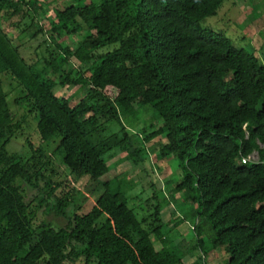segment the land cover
Returning <instances> with one entry per match:
<instances>
[{"label": "trees", "instance_id": "obj_1", "mask_svg": "<svg viewBox=\"0 0 264 264\" xmlns=\"http://www.w3.org/2000/svg\"><path fill=\"white\" fill-rule=\"evenodd\" d=\"M21 1L0 0V13ZM73 1L84 3L56 10L49 32L54 41L80 34L77 47L56 43L40 65L0 26V264H183V240L174 245L170 231L184 219L203 260L218 248L222 264H264V63L200 26L223 0ZM69 55L77 64L66 72ZM5 77L19 86L14 102L36 119L40 142L27 139L28 157L5 148L26 121L9 107ZM57 85L73 91L58 96ZM112 124L118 129L107 134ZM54 137L76 179L107 174L113 148L135 166L151 154L172 157L180 178L166 196L180 216L163 222L156 204L151 222L138 217L124 177L102 180L91 208L69 214L73 190L46 174L53 169L44 143ZM155 137L157 146L146 148ZM253 152L256 161H241ZM21 183L39 188L33 200ZM39 210L65 223L39 220Z\"/></svg>", "mask_w": 264, "mask_h": 264}, {"label": "rangeland", "instance_id": "obj_2", "mask_svg": "<svg viewBox=\"0 0 264 264\" xmlns=\"http://www.w3.org/2000/svg\"><path fill=\"white\" fill-rule=\"evenodd\" d=\"M20 1V0H19ZM40 7L34 8L29 5L28 0H22L20 8L17 11L5 9L0 13V26L7 33L8 37L20 48L22 55L31 61H39L48 57L54 49L55 44L61 47L69 48L73 52L77 47L80 34H65L61 32L54 36V40L50 38V21L54 19L55 11L61 10L70 5H81L84 1L73 0H38ZM38 24L41 28L42 35L35 36L33 33L37 31ZM201 27H210L222 35L228 37L237 48H245L248 51L255 50V54L261 63H264V1L263 0H223L216 13L204 18L200 22ZM116 47V44H111L103 47L100 52H105ZM75 57L69 55L68 62L64 66L65 71H69L71 67L76 66ZM48 76L56 79L57 75L52 72ZM3 79L9 80L7 100L10 109L15 113L17 118H22L25 115L22 130L15 135L5 146L7 151L15 152L20 156L28 157L30 154L27 145V139L34 145L38 146L39 138L35 131L36 119L26 114V109L23 103L16 104L15 99L19 97L20 89L15 81L9 77ZM73 89L68 90L67 87L60 85L55 86L54 92L56 95H67ZM144 118L141 120L143 121ZM156 124V121L154 122ZM153 124V125H154ZM148 131L156 128L146 127ZM118 128L115 124L110 125L107 134H111ZM101 135L106 136L105 133ZM134 136V135H133ZM160 137H155L152 141L144 142L146 148H154L157 146V141ZM134 139V137H131ZM58 138H53V141L44 143V148L51 159L50 166L53 171L47 170L46 174L52 172V179L60 181L66 189L73 190L74 202L68 208V213L71 214L74 210L78 212H87L94 204L97 195L102 191V180H108L113 177L117 179L126 178L132 186V190L128 193V206L134 208L138 217H147V221L151 222L152 217L149 215L153 212L154 206L159 204V212L163 222L176 220L180 216L178 205L171 201L166 196V187L173 186L180 178L177 162L172 157H168L163 161H158L155 154H151L147 161L138 165H133L130 161L124 159V155L119 153L115 148L110 152L112 157L107 162L108 173L98 178L97 180L89 177L74 178L70 175L68 169L61 162L62 155L56 149ZM250 159L256 161L258 159L257 152L250 155ZM43 185L41 182L40 187ZM26 199L33 200L37 195L39 188H31L28 185L21 183ZM76 191V192H75ZM181 192L176 193L175 198H179ZM154 196V197H153ZM38 219L52 221L59 225L65 223L62 217H55L53 214L45 215L42 210L38 211ZM157 223H155L156 225ZM191 221L183 220L177 223L170 231L174 245L183 240V244L179 247L180 254L183 255V264H222V261L227 257L218 248L213 249L206 260L202 259V254L199 247L196 246L193 231L191 229ZM155 248L161 247V242L158 238L150 236ZM65 264H69L66 262Z\"/></svg>", "mask_w": 264, "mask_h": 264}, {"label": "built area", "instance_id": "obj_3", "mask_svg": "<svg viewBox=\"0 0 264 264\" xmlns=\"http://www.w3.org/2000/svg\"><path fill=\"white\" fill-rule=\"evenodd\" d=\"M246 160H251V159H250V155L247 156V157H242V158H241V161H242V162H244V161H246Z\"/></svg>", "mask_w": 264, "mask_h": 264}]
</instances>
